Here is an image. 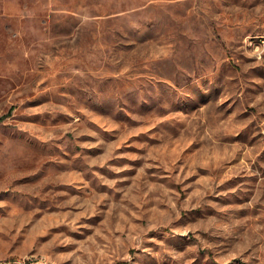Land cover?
Segmentation results:
<instances>
[{
	"label": "rangeland",
	"instance_id": "obj_1",
	"mask_svg": "<svg viewBox=\"0 0 264 264\" xmlns=\"http://www.w3.org/2000/svg\"><path fill=\"white\" fill-rule=\"evenodd\" d=\"M264 0H0V264H264Z\"/></svg>",
	"mask_w": 264,
	"mask_h": 264
},
{
	"label": "bare ground",
	"instance_id": "obj_2",
	"mask_svg": "<svg viewBox=\"0 0 264 264\" xmlns=\"http://www.w3.org/2000/svg\"><path fill=\"white\" fill-rule=\"evenodd\" d=\"M255 41L258 47H261V51L264 53V32H260L255 36Z\"/></svg>",
	"mask_w": 264,
	"mask_h": 264
},
{
	"label": "built area",
	"instance_id": "obj_3",
	"mask_svg": "<svg viewBox=\"0 0 264 264\" xmlns=\"http://www.w3.org/2000/svg\"><path fill=\"white\" fill-rule=\"evenodd\" d=\"M262 32H264V30H263ZM256 49H257V51L259 52V54H260L261 56H264L263 51H261V47H256Z\"/></svg>",
	"mask_w": 264,
	"mask_h": 264
}]
</instances>
